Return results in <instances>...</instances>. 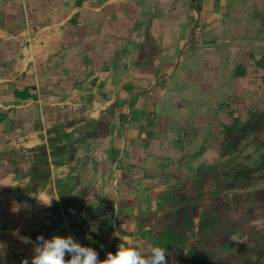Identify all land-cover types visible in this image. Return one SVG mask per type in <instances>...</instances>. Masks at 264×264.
<instances>
[{"label": "crops", "instance_id": "0c3cea01", "mask_svg": "<svg viewBox=\"0 0 264 264\" xmlns=\"http://www.w3.org/2000/svg\"><path fill=\"white\" fill-rule=\"evenodd\" d=\"M263 58L264 0H0V264H264Z\"/></svg>", "mask_w": 264, "mask_h": 264}, {"label": "clouds", "instance_id": "9594fccd", "mask_svg": "<svg viewBox=\"0 0 264 264\" xmlns=\"http://www.w3.org/2000/svg\"><path fill=\"white\" fill-rule=\"evenodd\" d=\"M115 235L119 236V232ZM21 240L25 245H33L31 258L25 257L21 264H169L171 260L166 247L150 245L145 250H138L123 240L115 252L109 251L103 260L98 259L94 248L82 245L71 235H54L51 238L39 235L35 242L30 237ZM5 255L6 245L0 242V258ZM66 256L70 258L65 259Z\"/></svg>", "mask_w": 264, "mask_h": 264}, {"label": "trees", "instance_id": "16d2710c", "mask_svg": "<svg viewBox=\"0 0 264 264\" xmlns=\"http://www.w3.org/2000/svg\"><path fill=\"white\" fill-rule=\"evenodd\" d=\"M258 66H259L260 68L264 69V58H263V60H262L261 62L258 63ZM15 95H16V97H18V98H28L27 95H25V94L23 95V94H21V93L18 92V91L15 92Z\"/></svg>", "mask_w": 264, "mask_h": 264}, {"label": "water", "instance_id": "95a60500", "mask_svg": "<svg viewBox=\"0 0 264 264\" xmlns=\"http://www.w3.org/2000/svg\"><path fill=\"white\" fill-rule=\"evenodd\" d=\"M196 11H198V10L196 9Z\"/></svg>", "mask_w": 264, "mask_h": 264}]
</instances>
